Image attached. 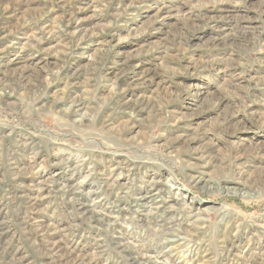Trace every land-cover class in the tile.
<instances>
[{
  "label": "rangeland",
  "instance_id": "1",
  "mask_svg": "<svg viewBox=\"0 0 264 264\" xmlns=\"http://www.w3.org/2000/svg\"><path fill=\"white\" fill-rule=\"evenodd\" d=\"M0 264H264V0H0Z\"/></svg>",
  "mask_w": 264,
  "mask_h": 264
},
{
  "label": "bare ground",
  "instance_id": "2",
  "mask_svg": "<svg viewBox=\"0 0 264 264\" xmlns=\"http://www.w3.org/2000/svg\"><path fill=\"white\" fill-rule=\"evenodd\" d=\"M148 193H150V192H147V194L144 196V197H146V198H149V195H148ZM151 197V196H150Z\"/></svg>",
  "mask_w": 264,
  "mask_h": 264
}]
</instances>
